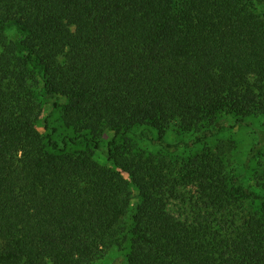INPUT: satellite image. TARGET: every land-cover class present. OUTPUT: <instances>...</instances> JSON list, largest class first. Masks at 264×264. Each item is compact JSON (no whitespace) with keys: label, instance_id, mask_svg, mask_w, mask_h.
<instances>
[{"label":"trees","instance_id":"trees-1","mask_svg":"<svg viewBox=\"0 0 264 264\" xmlns=\"http://www.w3.org/2000/svg\"><path fill=\"white\" fill-rule=\"evenodd\" d=\"M228 116L264 118V0H0V264H264V130L237 163Z\"/></svg>","mask_w":264,"mask_h":264},{"label":"rangeland","instance_id":"rangeland-1","mask_svg":"<svg viewBox=\"0 0 264 264\" xmlns=\"http://www.w3.org/2000/svg\"><path fill=\"white\" fill-rule=\"evenodd\" d=\"M53 99H48L46 100L44 104V115L43 117L38 121L37 127L40 129L42 133L49 134L51 132L50 128H47L44 123V119L46 116H49L50 121H51V126H56L57 130L53 134L54 139L56 142L60 145L63 146V139L65 136L71 134L73 137L74 135L72 132L63 125H60L58 123V118L59 115L56 110L53 108ZM235 118L233 116H228L227 117V124L228 126L221 132V134L217 135L214 139L210 140V143H214L217 139H229V140H234L236 142V158H237V163H241L249 153L250 148L252 145H254L258 140H259V133L258 129H263L264 130V118L260 117L251 122L250 125H243V124H235L234 126H231V124L234 122ZM142 129H136L134 133L140 132ZM113 134L108 131L107 133L104 134L103 137V142H102V147L99 150L100 152H97L96 157L100 159V161H106L105 158V152L107 151V141H109L112 138ZM167 140L173 144H180L178 149H184V145H181L182 143L184 144L185 142L190 141V137L188 135L184 134H179L176 130H170L167 133ZM142 145L149 150H152L151 143L149 140L146 138L143 142ZM84 143L80 142H70V147L71 148H80L84 147ZM189 147H186V150H188ZM239 159V160H238ZM127 248H120V247H113L110 250L105 253L104 256L99 258L96 262L93 264H125L127 260V253H128Z\"/></svg>","mask_w":264,"mask_h":264}]
</instances>
